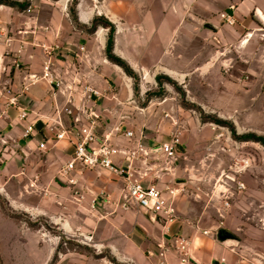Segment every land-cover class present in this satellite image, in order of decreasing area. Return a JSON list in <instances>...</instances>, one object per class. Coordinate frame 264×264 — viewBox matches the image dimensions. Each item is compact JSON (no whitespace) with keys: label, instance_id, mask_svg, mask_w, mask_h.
Returning a JSON list of instances; mask_svg holds the SVG:
<instances>
[{"label":"rangeland","instance_id":"obj_1","mask_svg":"<svg viewBox=\"0 0 264 264\" xmlns=\"http://www.w3.org/2000/svg\"><path fill=\"white\" fill-rule=\"evenodd\" d=\"M3 1L27 11L39 6L35 0ZM76 6L71 3V10ZM207 20L203 11L199 24L187 18L179 34L157 36L160 40L142 33L140 24L138 31L135 25L129 31L128 20H123L127 38L133 36L138 43L142 51L136 53L144 62L179 60L171 67H133L117 54L127 64L122 76L129 80L131 90L125 112L135 129L144 130L152 142L178 134V158L170 162L173 173H168L171 168H163L170 159L161 152L149 155L154 167L147 173V181L164 191L177 187L184 193L179 201L192 218L186 219L179 210L178 220L196 223L195 228L214 236L224 228L233 235L227 239L240 248L243 258L252 261L257 257L260 262L264 259V140L256 137L264 139V33L237 37L222 30L223 36H219ZM147 48L152 50L148 56ZM10 143L16 142H6ZM13 145L0 147V183L3 174L23 173L22 181L13 179L6 185L10 184L15 198L25 188L21 198L37 208L10 207L2 194L0 200L4 208L24 220L25 227L53 244L56 251L51 264H85L78 259L79 251L108 264H132L112 257L107 245L113 239L112 218L108 221L109 217L92 210L85 216L80 207L84 192H91L98 201L102 198L99 192L104 193L100 186L114 179L95 169L89 186H83L76 176L62 175L64 163L49 158L45 149L28 153L27 148ZM54 214L62 222L70 220L74 227L64 229L55 222ZM176 221L170 226L171 233Z\"/></svg>","mask_w":264,"mask_h":264},{"label":"crops","instance_id":"obj_2","mask_svg":"<svg viewBox=\"0 0 264 264\" xmlns=\"http://www.w3.org/2000/svg\"><path fill=\"white\" fill-rule=\"evenodd\" d=\"M35 2L39 4L35 11L20 10L15 6L0 3V28L4 31L0 37V89L5 85L12 88L10 93H0V147H10L14 144L16 147L27 148L28 153L39 149L38 144L41 140L38 135L31 139L24 136L28 123L36 119L43 122L52 119L64 105L74 107L75 112L80 115L82 110L79 108H85L86 104L93 105L101 113L99 132L101 135L110 133L111 140L116 144L133 148L140 136L147 147L161 143L152 142L146 137V132L135 129L131 118H128L129 114L125 111L129 110L126 100L131 96V90L128 89L130 83L122 76L123 66L111 60L106 52L109 26L99 24L91 30L92 21L96 16H104L116 26L113 51L124 57L133 67L156 65L171 67L178 65L179 60L165 62V59H161L151 63L144 62L136 53L140 50L138 43L134 42L133 36L127 38L129 32L123 20L126 22L128 20L129 31L132 32L133 25L138 31L137 25L140 24L141 32L146 36H153L154 40L155 38L160 40L157 36L163 34L168 36L179 34L187 18H192L195 24L197 20L199 24L203 11L209 18L206 23L218 30L219 36H223L222 30L229 31L237 37L252 36L257 32L264 33V0H35ZM74 2L77 6L75 10H71L70 4ZM222 12H226L230 17L222 16ZM163 45L169 47L168 43ZM151 51L147 48L146 56ZM49 61L52 62L53 76L43 77L44 64ZM33 73L40 77L31 82ZM51 79L55 80L54 83ZM24 81L29 84L27 88L23 87ZM87 86L98 92L91 94L89 100H86L85 96ZM18 92L20 93L18 104L8 105L9 97ZM19 106H28L32 109L27 118L20 117ZM117 126L134 129L136 136L128 139L124 134L117 132ZM12 139L16 143L6 144L13 142ZM73 148L68 139H51L44 149L49 158L65 163ZM131 159L133 162L131 170L135 176H142L146 184L154 183L147 181L149 178L147 173L152 172L154 167L153 164H149L150 159L143 160L142 156ZM116 161L128 162L125 155H117ZM137 161L141 162V167H138ZM170 162H167L166 168H171L168 173H173V165ZM88 168L90 167L73 169L65 176L68 178L76 176L82 180L83 186H89L88 181L91 182L92 174L97 169L114 179L113 182L100 186L104 193L99 192L98 195L102 198L95 201L92 207L90 203L92 205L95 196L89 191L84 192L80 207L85 216L92 210L93 213L101 212L103 216L109 217L108 221L112 218L113 239L108 241L107 245L111 249L112 257L117 261H131L132 264H264V259H260L259 262L257 257L252 261L243 258L241 256L243 252L232 240H222L200 231L194 227L197 226L196 223L187 224L181 219L176 221L173 233L188 238L190 259L183 261L174 248L162 254L163 246L169 245L171 239L166 232L167 226L154 219L150 212L140 210L136 205L129 208L121 205L122 189L125 184L122 175L107 168ZM159 171L160 169L158 173ZM2 177L0 185L3 186V190H0V194L8 200L10 207H24L30 211L37 208L36 204H26L21 198L26 194L25 188L17 191L15 198L8 187L10 184L6 185L13 179L22 181L23 173L18 171L13 173V176L3 174ZM169 179H173V175L170 174ZM177 191V187H171L170 191H164V194L173 200L178 212L181 210L184 216L186 210L179 201L184 193ZM39 199L41 200V196ZM86 200H89V203H84ZM54 217L55 222L62 224L64 229L74 227L70 220L62 222L57 214H54ZM185 218L190 219L192 216L187 212ZM40 237L41 235L37 236L31 227H25L23 219L17 218L4 208L0 200V264H51L56 248L51 242H44ZM78 253V259L85 264H108L90 257L84 251Z\"/></svg>","mask_w":264,"mask_h":264},{"label":"built area","instance_id":"obj_3","mask_svg":"<svg viewBox=\"0 0 264 264\" xmlns=\"http://www.w3.org/2000/svg\"><path fill=\"white\" fill-rule=\"evenodd\" d=\"M222 16L230 17L226 12L221 13ZM4 34L3 29L0 28V37ZM52 62H46L44 64L43 77L53 76L51 70ZM31 82L39 79L37 73L31 74ZM55 80L51 79L54 83ZM58 83V81H56ZM29 84L23 82V87L27 88ZM86 100H89L91 94H98L97 90L87 86L86 87ZM12 92V88L9 86H3L0 89V93ZM19 92L13 94L7 100L8 105H17ZM87 103V101H86ZM20 107V117L25 119L32 111L28 106ZM82 110L81 115L75 112L74 107L64 105L58 109L56 117L48 120H34L28 123L24 136L33 138L35 135L41 137L38 148L44 149L48 140L53 139H68L74 148L70 157L61 166L60 171L62 175H67L71 170L76 168H107L124 177V186L122 189L121 205L125 208H129L136 205L140 210L150 212L154 219L159 220L164 226H167L166 232L170 235L171 243L165 244L162 254L170 248H174L180 254L183 261L190 259L191 253L188 249V238L182 234L171 233V224L178 220L180 214L173 200L168 199L162 188L157 184H146L142 179V176H135L131 168L133 162L131 158L143 157V160L149 158L152 152H161L170 161H174L178 158L180 150V142L178 134L173 132L169 139L161 142L159 145L146 146L141 140L142 136L138 140L135 147L130 148L128 146L119 145L111 140L110 133L102 134L99 132V125L101 120V113L93 106L89 105L85 108H79ZM42 121L43 126L38 127V122ZM118 133L124 134L128 139H132L136 136L135 130L131 128H125L117 126ZM160 146V148H159ZM117 155H125L128 162L116 161ZM168 162V161H167ZM166 167L163 166V168ZM242 186L243 183L240 182ZM97 199H93L92 206ZM208 232V230H205ZM1 263V260H0ZM80 264V263H75Z\"/></svg>","mask_w":264,"mask_h":264},{"label":"trees","instance_id":"obj_4","mask_svg":"<svg viewBox=\"0 0 264 264\" xmlns=\"http://www.w3.org/2000/svg\"><path fill=\"white\" fill-rule=\"evenodd\" d=\"M0 3H9V2H5L3 0H0ZM11 4V3H10ZM99 24H103L105 26H109L110 28V32H109V38H108V43H107V54L108 57L113 60L114 62L119 63L120 65H122L125 69L126 68V62L125 60H123L120 56H118L117 54L114 53L113 51V46H114V30H115V26L113 24V22H111L108 18L104 17V16H96L93 21H92V26H91V30L95 29ZM249 136V135H248ZM254 136H256L254 134ZM257 139H261L264 140L261 136H257Z\"/></svg>","mask_w":264,"mask_h":264},{"label":"water","instance_id":"obj_5","mask_svg":"<svg viewBox=\"0 0 264 264\" xmlns=\"http://www.w3.org/2000/svg\"><path fill=\"white\" fill-rule=\"evenodd\" d=\"M43 126V122L42 121H39L38 122V127L41 128ZM160 148V146H159ZM233 235L230 234L229 231L225 230L224 228H220L218 231H217V237L220 238V239H227V238H230L232 237Z\"/></svg>","mask_w":264,"mask_h":264}]
</instances>
